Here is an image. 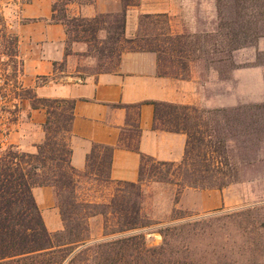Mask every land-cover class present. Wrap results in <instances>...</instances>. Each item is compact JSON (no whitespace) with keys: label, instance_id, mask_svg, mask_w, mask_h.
Instances as JSON below:
<instances>
[{"label":"trees","instance_id":"16d2710c","mask_svg":"<svg viewBox=\"0 0 264 264\" xmlns=\"http://www.w3.org/2000/svg\"><path fill=\"white\" fill-rule=\"evenodd\" d=\"M120 13L98 14L92 18L70 17L67 8L76 3L87 5L94 0H52L51 22L64 27L66 55L69 45L79 38L89 44L82 56L96 60L97 73L112 72L127 44L136 43L139 52L156 54L159 69L166 68L165 49L159 43L173 44L181 58L188 53L199 54L196 60L207 64L212 52L200 46V36L162 35L158 24L168 25L165 15H141L138 29L132 39L125 37L127 10L135 6L130 0H121ZM223 1L217 0L219 17L215 37L220 52L232 51L254 44L264 36V0H231L226 19ZM0 22H3L0 19ZM157 24V25H156ZM148 25H152L150 28ZM6 31L7 27L3 26ZM81 33H83L81 36ZM98 33L102 36L99 38ZM12 34V33H11ZM14 34V33H13ZM163 38L165 39H161ZM13 50L9 55L18 59L17 37L13 35ZM100 39V40H99ZM195 40L192 45L191 40ZM81 41V40H80ZM190 41V42H189ZM90 43H93L90 45ZM190 44L193 51L185 50ZM214 43V42H213ZM212 43V45H213ZM226 44V49L222 45ZM211 45V46H212ZM213 53V52H212ZM181 54V55H180ZM20 61V60H19ZM21 64V62H20ZM186 65L182 66V70ZM22 97L30 102L31 110L42 109L46 119L41 128L44 139L35 145V153H26L12 145L0 152V264H247L231 259L211 260L197 257L192 250L189 235L196 222L159 230L160 245H150L145 234L137 233L113 240L91 242L88 220L95 216L104 219L103 236L132 232L151 225L141 216V185L145 163H153L160 181L176 185L179 190L222 191L240 179L239 168L251 163L255 147L264 140V103L248 104L231 110H199L162 102H147L154 106L153 129L182 133L186 136L184 154L179 162H157L143 155L138 145L121 137L119 147L139 154L141 165L137 183L118 182L114 195L107 203L81 200L76 194L80 182L110 183L109 172L115 147L93 144L86 156V171L80 173L70 164L69 135L73 120L74 101L39 98L26 90ZM141 104L132 106L139 108ZM130 139H138L141 131L132 125ZM124 133V132H123ZM50 187L55 207L59 210L63 228L49 233L43 223L32 189ZM249 210L244 211L248 213ZM264 245V234L261 241ZM261 244V246H263ZM264 250V247L260 249ZM264 252V251H263ZM256 259V258H255ZM257 260V259H256ZM257 264H264V258Z\"/></svg>","mask_w":264,"mask_h":264},{"label":"crops","instance_id":"0c3cea01","mask_svg":"<svg viewBox=\"0 0 264 264\" xmlns=\"http://www.w3.org/2000/svg\"><path fill=\"white\" fill-rule=\"evenodd\" d=\"M73 16L92 18L98 14L120 13L121 0H94L87 5L76 3ZM165 15L171 35L185 33L186 24L196 19L192 0H139L137 6L127 10L125 37H134L141 15ZM52 0H23L14 14L11 26L17 37V55L21 62L23 88L32 89L39 98L74 101L73 120L69 135L71 149L70 164L80 173L86 171V156L93 144L115 147L109 172L110 183H137L141 159L139 154L119 147L121 137L131 146L138 145L139 151L157 162H179L184 154L186 136L153 129L154 106L147 102L170 103L196 109H214L224 105L212 96L211 78L203 80L202 69L191 64L186 75H163L157 56L151 52L125 50L116 70L108 73H80L83 61L72 50L66 55V33L63 26L51 22ZM214 78V76H213ZM141 104L139 108L132 106ZM46 114L42 109L29 111L28 124L35 128L33 143L25 145L19 134L11 137V145L24 148L23 152L35 153V145L44 139L41 128ZM133 124L141 134L130 139ZM124 132V133H123ZM81 190L92 183L83 180ZM197 195V207H202V192L185 189ZM219 192L216 190L211 191ZM32 194L39 208L43 223L49 233L63 228L59 210L55 207L53 190L50 187H35ZM213 199L217 200L215 196ZM219 205L224 199H218ZM183 207H186L183 205ZM192 209V207H190Z\"/></svg>","mask_w":264,"mask_h":264},{"label":"rangeland","instance_id":"374dc122","mask_svg":"<svg viewBox=\"0 0 264 264\" xmlns=\"http://www.w3.org/2000/svg\"><path fill=\"white\" fill-rule=\"evenodd\" d=\"M66 0H57V3ZM135 6L139 0H130ZM223 10L226 19L230 16L227 5L231 0H222ZM23 0H0V152L7 149L15 134H19L25 139V145L31 146L35 128L28 124L30 102L22 97L27 89L21 83V64L18 59L10 58L13 50V29L15 24L14 14L18 11ZM196 19L190 25L186 24V36H200V46L206 51L212 47V52L207 56V64L201 60H196L199 55L188 53V58H181L183 55L175 53L174 45L161 42L165 49L166 68L162 71L170 74L186 75L188 67L196 64L202 69L203 80L207 81L206 73L214 74L211 80L212 96L216 94V102L223 104L209 110H231L248 104L264 103V36L257 37L254 44L232 51L231 53L220 52L215 40L218 30L217 0H192ZM67 14L73 17L74 8H67ZM139 18V17H138ZM139 19L137 21L138 25ZM157 25V24H156ZM3 26L7 27L5 31ZM153 28L152 25H148ZM157 33L171 35L169 24H158ZM12 33V34H11ZM83 33H81V36ZM85 37L87 35H84ZM102 36L98 33V37ZM174 36V35H171ZM83 38L89 41V38ZM88 37V36H87ZM79 42H72L69 47L74 51L84 49V52L77 53L79 59L83 61L80 73L83 75L97 73L99 68L96 60L91 57L82 56L87 52L89 44L79 38ZM129 39H132L130 37ZM161 39H165L162 38ZM100 40V39H99ZM192 45L195 40H191ZM190 42V41H189ZM214 42V43H213ZM213 43V45H212ZM93 43H90L92 45ZM212 45V46H211ZM137 49V44H127L125 50ZM187 51H193L190 44L186 45ZM226 49V44L222 45ZM175 51V52H173ZM116 61L111 66L105 68L116 70ZM186 69L182 70V66ZM202 110V109H201ZM255 147L251 163L239 168L240 179L237 183L228 188L213 192L204 190L202 192V207L199 211L197 207V195L188 192L187 196H182L184 190L168 182L160 181V175L155 173L153 163H145L144 181L142 182L141 216L145 221L151 223L150 226L132 232L118 235L103 236L104 219L95 216L88 220L91 242H101L113 240L132 234L143 233L150 245L157 246L162 242L160 229L178 226L185 223L197 225L189 235L192 250L195 255L211 260L231 259L239 263L257 264L258 259L264 258V250L260 249L264 245L260 242L264 234V140ZM14 146V145H12ZM22 151L24 148H18ZM85 180H83L84 182ZM92 185L87 190L77 191L76 194L81 200L94 201L97 203H107L114 195L116 183H104L100 180L92 181ZM215 196V199H213ZM224 199L219 205L218 199ZM186 206V207H183ZM192 207V209H190ZM249 210L244 214V211ZM261 244L263 246H261ZM257 260H256V259Z\"/></svg>","mask_w":264,"mask_h":264}]
</instances>
